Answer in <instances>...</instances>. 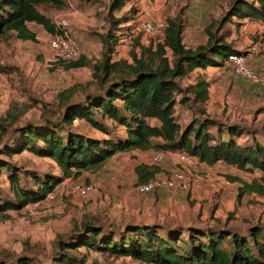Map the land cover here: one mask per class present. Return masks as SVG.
<instances>
[{
	"label": "rangeland",
	"instance_id": "rangeland-1",
	"mask_svg": "<svg viewBox=\"0 0 264 264\" xmlns=\"http://www.w3.org/2000/svg\"><path fill=\"white\" fill-rule=\"evenodd\" d=\"M232 1L131 0L114 11L112 16L107 13L110 0H62L61 5H40L39 10L43 14L56 26L65 29L86 63L66 69V62L54 60L49 47V33L34 23H28V28L35 34L34 40L18 39L13 33L1 37L0 149L11 142L16 125L40 120L43 116L57 120L62 112L58 100L60 92L72 90L75 98H81L85 84L95 90L93 65L102 55L99 36L109 30L112 19L127 16L131 21L119 25L130 29L116 31L119 35L113 45L111 60L132 63L133 55L138 57L143 48L160 40L143 33L133 36L131 27L134 24L146 20L165 23L166 18L183 12V41L187 47L193 48L205 41L204 27L208 23L218 26ZM232 20L235 21L234 18ZM232 27L234 24L231 22L223 25L224 30ZM228 39L247 58L252 68L264 71V42L259 39L257 29L249 31L242 28L241 32H231ZM167 56L172 59L170 52ZM234 75L226 61L219 67L199 68L179 77L177 82L182 89L198 79L206 80L208 97L204 102L190 100L189 107L176 106L175 116L185 124L192 115L201 118L200 110H204L205 115L237 123L262 140L264 90ZM183 94L190 99L193 97L188 92L181 93L179 97ZM72 128L95 137L103 136L82 120H76ZM155 152L157 150L149 149L118 153L97 169L66 177L56 185L51 197L0 214V260L12 264L21 254L35 256L37 260L49 259L57 251L56 240L68 239L72 231L80 230L85 221L99 222L110 229L122 228L125 223L133 222L181 229L189 225H225L245 232L251 225H261L264 234V193L259 194L247 187H264V173L239 170L222 162L181 166L175 153L166 152L160 160H154ZM0 158L11 161L20 169L21 181L29 187L33 182L26 177L24 170H33L40 175L60 173L53 159L39 157L29 151L10 157L0 152ZM141 163L156 168L153 177L156 180L170 179L178 173L191 179L189 186L185 189L162 187L141 193L135 173L136 165ZM198 175L203 176L194 181ZM82 184L92 186L90 193L74 195L72 189ZM0 196L12 197L5 174L0 176ZM67 252L83 259L81 264H148L85 247Z\"/></svg>",
	"mask_w": 264,
	"mask_h": 264
},
{
	"label": "trees",
	"instance_id": "trees-1",
	"mask_svg": "<svg viewBox=\"0 0 264 264\" xmlns=\"http://www.w3.org/2000/svg\"><path fill=\"white\" fill-rule=\"evenodd\" d=\"M129 1L110 0L108 16ZM62 3V0H0V38L13 33L18 39L34 40L35 34L28 23L42 26L49 35L63 33L62 26H56L39 10L42 4ZM182 14L166 18L161 39L143 48L138 57L133 55L132 63L111 60L119 35L116 31L130 29L119 25L131 21L127 16L112 19L109 30L99 36L102 55L93 65L95 90L85 84L81 98H75L72 90L60 92L62 112L57 120L43 116L40 120L16 125L11 142L0 149L8 157L23 151L49 157L60 170L59 174L43 175L24 170L33 182L29 187L21 181V170L11 161L0 158V176L6 175L12 195L0 196V214L42 201L66 177L97 169L114 155L132 150L184 152L207 165L222 162L239 170L264 173V124L260 140L254 132L237 123L205 115L204 110H200L201 118L192 115L185 124L175 116L176 106L189 107L190 100L204 102L208 97L206 80L198 79L182 89L177 79L198 68L219 67L231 54L240 53L227 40L230 30H224L223 25L235 23L234 18L258 21L264 27V0H233L218 26L208 23L204 27L205 41L193 48L183 41ZM261 38L264 41V29ZM78 58L66 62L64 67L85 65V58ZM186 92L193 95L192 99L184 94L179 97ZM76 120L84 121L103 136L99 138L73 129ZM155 172L156 168L148 164L135 167L140 184L153 179ZM247 187L264 193L263 186ZM56 244L57 251L49 259L37 260L35 256L21 254L12 264H81L83 259L67 252L79 247L128 256L148 264H264L261 225H251L242 232L225 225H189L181 229L133 222L110 229L99 222L85 221L80 230L72 231L66 240L57 239ZM0 264L8 263L0 260Z\"/></svg>",
	"mask_w": 264,
	"mask_h": 264
},
{
	"label": "built area",
	"instance_id": "built-area-1",
	"mask_svg": "<svg viewBox=\"0 0 264 264\" xmlns=\"http://www.w3.org/2000/svg\"><path fill=\"white\" fill-rule=\"evenodd\" d=\"M165 23L157 22L152 23L149 20L143 21L141 23L134 24L131 28V33L133 36L143 33L150 35L154 38L161 39L164 32ZM49 47L52 52V57L54 60L61 62H68L70 60L77 59L80 54L78 48L69 39L65 30L63 33H54L49 35ZM228 63L232 67L233 74L246 80L254 86H258L264 89V71H257L252 68L247 61V58L242 53H233L228 57ZM171 153L170 151L157 150L154 154V160H160L165 153ZM177 156V161L181 166H192L193 164L200 162L196 157L190 156L184 152H175ZM203 163V162H201ZM203 175H198L193 178V180L201 179ZM191 179L182 176L181 174H174L170 179L156 180L151 179L148 182L141 183L138 185L139 192L148 193L159 189L162 187H173L177 186L180 189H185L189 186ZM92 186L90 184L77 185L72 189L74 195L86 196L90 193ZM52 192H50L47 197H51Z\"/></svg>",
	"mask_w": 264,
	"mask_h": 264
},
{
	"label": "crops",
	"instance_id": "crops-1",
	"mask_svg": "<svg viewBox=\"0 0 264 264\" xmlns=\"http://www.w3.org/2000/svg\"><path fill=\"white\" fill-rule=\"evenodd\" d=\"M235 23L232 22V24H234V27H232L229 32V35L228 37L230 36L231 32L232 34L233 33H236L237 31H240L241 32V29L244 28V29H247L249 31L251 30H255L257 29V33H258V37L259 39L264 42L261 38V34H262V31L264 29L263 27V24L261 22H258V21H252V20H247V19H235L234 21ZM206 37V36H205ZM227 37V40L229 42L232 43V41L230 39H228ZM233 44V43H232ZM234 46V45H233ZM235 47V46H234ZM236 48V47H235ZM237 49V48H236ZM199 69V68H198ZM236 76V75H234ZM238 77V76H237ZM243 80V79H242ZM254 86V85H253ZM263 89V88H262ZM264 90V89H263ZM172 153H175V152H172Z\"/></svg>",
	"mask_w": 264,
	"mask_h": 264
}]
</instances>
